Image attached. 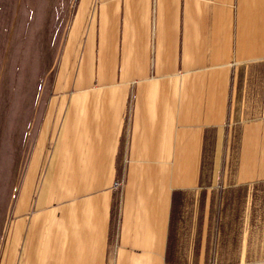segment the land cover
Returning a JSON list of instances; mask_svg holds the SVG:
<instances>
[{
  "label": "crops",
  "instance_id": "1",
  "mask_svg": "<svg viewBox=\"0 0 264 264\" xmlns=\"http://www.w3.org/2000/svg\"><path fill=\"white\" fill-rule=\"evenodd\" d=\"M77 13L38 127L51 152L0 264H210L176 260L174 237L208 233L227 151L234 184L264 181V0H77Z\"/></svg>",
  "mask_w": 264,
  "mask_h": 264
},
{
  "label": "rangeland",
  "instance_id": "2",
  "mask_svg": "<svg viewBox=\"0 0 264 264\" xmlns=\"http://www.w3.org/2000/svg\"><path fill=\"white\" fill-rule=\"evenodd\" d=\"M77 15V0H0V262L15 228L16 203L31 178L42 177L40 156L43 165L51 152L50 141L48 146L43 145L46 141L39 143L38 127L51 110L48 102L59 98L61 61L69 48L74 52L71 34L77 29ZM75 64L71 59V70ZM40 145L41 151H36ZM233 153L227 151L226 171L218 178L224 203L214 206L206 235L199 228L191 234L183 227L188 237H174L183 244L176 260L204 257L210 264H236L264 259V181L234 184ZM205 162L211 160L207 157Z\"/></svg>",
  "mask_w": 264,
  "mask_h": 264
},
{
  "label": "built area",
  "instance_id": "3",
  "mask_svg": "<svg viewBox=\"0 0 264 264\" xmlns=\"http://www.w3.org/2000/svg\"><path fill=\"white\" fill-rule=\"evenodd\" d=\"M120 182H119V180H116L115 181V185H118Z\"/></svg>",
  "mask_w": 264,
  "mask_h": 264
}]
</instances>
